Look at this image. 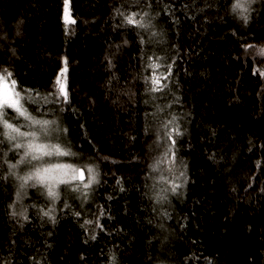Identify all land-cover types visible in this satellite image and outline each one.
<instances>
[{
    "label": "trees",
    "instance_id": "16d2710c",
    "mask_svg": "<svg viewBox=\"0 0 264 264\" xmlns=\"http://www.w3.org/2000/svg\"><path fill=\"white\" fill-rule=\"evenodd\" d=\"M170 2L178 23L163 14V5L154 8L161 15L153 30L162 35L146 54L155 52L172 64L167 83L172 97L180 98L174 111L183 117L177 149L186 183L180 195H169L170 204L156 205L145 187L153 184L146 176L160 175L150 173L148 165L163 151L156 148L155 127L149 130L151 118L145 116L154 111L144 102L150 97L143 76L151 70L138 59L135 32L114 30L120 20L114 7L122 0H68L75 23L67 34L64 0H0V34L7 35L0 41V65L10 67L19 87L39 92L32 93L34 106L43 107L67 58L70 103L56 111V136L80 154V166H96L99 180L79 221L67 209L60 212L57 202L55 225L42 223L32 209L23 229L8 208L20 181H0V256L11 264H34L33 258L40 264H110L113 254L117 264H264V78L253 75L264 63L254 61L255 48L244 52L248 44L264 47V7L253 5L257 11L243 25L227 15L229 0H215L206 13L189 7L187 15L182 5L190 0ZM19 20L22 35L17 36ZM124 39L129 44L114 61L118 79L106 84L104 58ZM10 48L16 49L15 58L9 59ZM9 147L5 140L0 157ZM7 170L3 164L0 175ZM26 191L24 204H44L35 189ZM66 195L76 194L68 188L61 198ZM100 209L103 230L95 228L93 240L80 223L95 220L92 213Z\"/></svg>",
    "mask_w": 264,
    "mask_h": 264
},
{
    "label": "snow or ice",
    "instance_id": "6c2138e0",
    "mask_svg": "<svg viewBox=\"0 0 264 264\" xmlns=\"http://www.w3.org/2000/svg\"><path fill=\"white\" fill-rule=\"evenodd\" d=\"M214 2L215 0H200L198 3V0H190V2L184 3L182 7L185 10V15H187V9L193 6H195L197 12L206 13L212 9ZM257 3L264 7V0H229L227 15L242 21L243 25H247L252 18L251 14L257 11L253 7ZM160 5H163V14L165 16L171 15L173 17L172 23H178V17L175 16V6L170 0H122L120 8L114 7L116 15L120 17L114 30L118 32H135L136 37H138V47L142 53L138 59L142 62L143 69L151 70V75L143 76L145 95L150 97V99H145L144 102L154 108V111L146 112L145 116L146 119L151 118L149 130L155 127L156 140L154 143L156 148L163 149V151L153 159V163L148 165L150 173H160V175L158 177L146 176V179H152L154 183L151 186L145 185V187H149V190L153 192L149 199L154 200L156 205L170 204L171 201L168 194L170 193L172 196L180 195V189L186 183L183 161L178 160L177 149L178 138L183 135L180 124L183 117L174 111L175 106L180 104V98L178 96L172 97L173 90L169 89L167 83L172 76V64H164V58L157 56L155 52L152 55L146 54V48L153 44L154 38L162 35V33L153 30L156 27L153 21L161 15V11H154V8H159ZM64 10L65 25L75 23L68 15V0H64ZM190 18L195 20L196 16L192 15ZM22 24L23 20L17 21V36L22 35ZM68 31L66 27V34ZM6 39V34H0V41ZM155 42L159 43V41ZM128 44L129 41L124 39L121 44L115 46V52L105 56L106 71L110 74V79L106 81V84H111L112 80L118 79L113 72L116 67L114 61ZM0 47H2V44H0ZM250 48L256 49L255 56H253L254 61L264 63V59H256V57L264 58V47L256 48L255 45L248 44L244 49L245 55H249L248 50ZM10 53L9 59L15 58L17 55L15 48H10ZM62 64L63 66L56 74L47 94L44 96L46 103L59 106L52 109L53 112L65 111L64 105L70 103L67 84L68 60L66 57L63 58ZM161 68L164 69L163 72L158 71ZM256 74L264 78V70L256 68L253 71V75ZM149 84L151 85L150 87ZM32 93H35V96L41 95L33 89L19 87L18 81L14 78V73L10 70V67L0 65V128L3 129L0 134L4 138L0 139V146L4 145L5 140L11 143V147L7 151H3L2 157H0L3 160V163L0 164V169H2L3 164H6L8 169L5 175H0V181L7 182L11 179L20 181L15 193V199L8 205V208L10 217L17 221L21 229L24 228L25 223L31 222L32 215H35L42 223L51 222L52 225H55L58 219L56 215L58 211L57 202L62 204V207L59 208L60 212H64L67 209L79 221L83 215L81 210L84 209L91 198L92 186L99 183L96 166L92 163L78 166L75 161L72 163L53 162L54 158L57 157H72L78 160L80 154L73 152L71 146L63 142L59 135L54 138L60 142H39L42 138L47 139L58 131V121L56 119L37 118V113L40 116H44L47 112H40L39 107H32L33 104L38 103L34 100ZM156 93L160 95L157 96L155 95ZM157 100L164 101V103L157 104L155 103ZM169 100L170 102H168ZM12 112L16 115L13 116ZM21 119L28 123L26 125L21 124ZM22 128L30 130H21ZM59 131L66 132L67 129ZM21 140L25 142H18ZM18 150H23V154L19 156L15 163H9L8 159H3L8 156L9 152H12L14 156L17 155ZM164 164L168 165L166 169L161 167ZM20 165H28L31 170L25 175H18L13 170ZM256 167H261L259 161L256 162ZM165 172L171 175V179L164 175ZM177 172L179 173L178 175L175 174ZM120 183L121 181L118 179L117 185ZM161 184H168L169 187H158ZM61 185L68 186L71 193L76 195H66L62 199L61 193H67L68 188H61ZM27 188L35 189L38 193V198L42 197L44 199V204H24L23 200L27 196ZM157 188L158 190H156ZM248 188H252V184H249ZM261 192H264V188L261 189ZM68 199L79 200L80 203L77 206L69 203ZM17 205H20V207L17 208ZM74 208L80 210H74ZM32 209L35 211L30 215L29 213ZM104 214V210L100 209L98 214L92 213L96 217L95 220L83 219L80 227L84 229L86 236L90 235L91 239H96L94 229L103 230V225L99 221ZM162 215L166 219L169 218L166 210ZM159 226L163 228V224ZM48 234L51 235V232ZM85 243H87V239ZM33 261L34 264H40L35 258H33ZM0 264H11V261L9 258L0 256ZM110 264H117L115 254L110 257Z\"/></svg>",
    "mask_w": 264,
    "mask_h": 264
},
{
    "label": "rangeland",
    "instance_id": "374dc122",
    "mask_svg": "<svg viewBox=\"0 0 264 264\" xmlns=\"http://www.w3.org/2000/svg\"><path fill=\"white\" fill-rule=\"evenodd\" d=\"M68 15H69V18L71 19V20H73L72 18H71V16H70V13H69V4H68ZM64 16H65V10H64V14H63V19H64ZM65 23V22H64ZM74 24V23H73ZM73 24H68L67 26L65 25V28L67 27L68 28V30L70 31L71 30V28H72V25ZM68 31V32H69ZM158 71H160V69L158 70ZM157 96H159L160 94L159 93H157L156 94ZM159 100H157V101H155V103H157ZM158 104V103H157ZM32 107H37V106H34V104L32 105ZM40 108V112H47V114L46 115H44V116H40V114L39 113H37L36 115H37V118H42V119H56V112H53L52 111V109H54V108H56L53 104H50V103H46V105H44L43 107H39ZM9 111H11V110H9ZM30 111H31V108H30ZM12 115L13 116H15L16 114L14 113V112H12ZM20 123L21 124H24V125H26L28 122L27 121H23L22 119H21V121H20ZM58 125H59V122H58ZM58 128V127H57ZM21 130H30V129H27V128H22ZM58 132V131H57ZM57 132H54L53 134H52V136H50V137H48L47 139H41L39 142H41V143H56V139L54 138L55 136H56V133ZM156 137V136H155ZM18 142H25L24 140H21V141H18ZM10 143V142H9ZM72 149V148H71ZM72 151H73V149H72ZM74 152V151H73ZM23 154V150H18V154L17 155H13V153H8V157H7V159H8V161H9V163H15L16 162V160H18L19 159V156L20 155H22ZM72 160V162H76L77 164H78V166H80L79 165V159L78 160H76V158H72V157H69V158H59V157H57V158H54V161L53 162H64V163H72L71 161H69V160ZM33 163H36V162H33ZM165 169L168 167V165L167 164H165ZM31 170V167L30 166H28V165H20V166H18L17 167V169H14V171L17 173V172H25L26 174H27V172H29ZM166 174H167V172H165ZM164 173V174H165ZM168 178L169 179H171V175L168 173ZM176 175H177V173H176ZM153 183H154V181H153ZM61 188L62 187H66L67 188V186H64V185H61L60 186ZM158 187H169V185L168 184H161V185H159ZM156 190H158V188L156 189ZM168 195H170V193L168 194Z\"/></svg>",
    "mask_w": 264,
    "mask_h": 264
},
{
    "label": "bare ground",
    "instance_id": "6f19581e",
    "mask_svg": "<svg viewBox=\"0 0 264 264\" xmlns=\"http://www.w3.org/2000/svg\"><path fill=\"white\" fill-rule=\"evenodd\" d=\"M67 188H68V186H67Z\"/></svg>",
    "mask_w": 264,
    "mask_h": 264
}]
</instances>
